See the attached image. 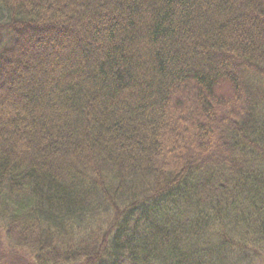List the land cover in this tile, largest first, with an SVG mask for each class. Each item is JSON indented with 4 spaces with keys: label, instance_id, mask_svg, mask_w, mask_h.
Listing matches in <instances>:
<instances>
[{
    "label": "trees",
    "instance_id": "trees-1",
    "mask_svg": "<svg viewBox=\"0 0 264 264\" xmlns=\"http://www.w3.org/2000/svg\"><path fill=\"white\" fill-rule=\"evenodd\" d=\"M0 220L22 264H264V0H0Z\"/></svg>",
    "mask_w": 264,
    "mask_h": 264
},
{
    "label": "rangeland",
    "instance_id": "rangeland-1",
    "mask_svg": "<svg viewBox=\"0 0 264 264\" xmlns=\"http://www.w3.org/2000/svg\"><path fill=\"white\" fill-rule=\"evenodd\" d=\"M25 258V260L31 261V257L28 252H18L12 250L5 239V228L4 224L0 220V258L2 259L1 264H22V261L16 257ZM24 263V262H23Z\"/></svg>",
    "mask_w": 264,
    "mask_h": 264
}]
</instances>
